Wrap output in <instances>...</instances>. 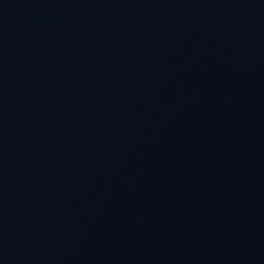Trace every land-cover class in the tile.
Listing matches in <instances>:
<instances>
[{"label": "water", "instance_id": "water-1", "mask_svg": "<svg viewBox=\"0 0 264 264\" xmlns=\"http://www.w3.org/2000/svg\"><path fill=\"white\" fill-rule=\"evenodd\" d=\"M0 264H264V0H0Z\"/></svg>", "mask_w": 264, "mask_h": 264}]
</instances>
